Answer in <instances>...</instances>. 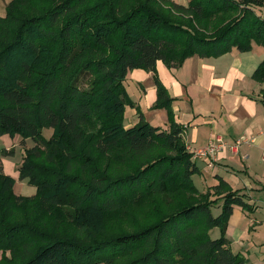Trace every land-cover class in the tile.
<instances>
[{
	"label": "trees",
	"instance_id": "trees-1",
	"mask_svg": "<svg viewBox=\"0 0 264 264\" xmlns=\"http://www.w3.org/2000/svg\"><path fill=\"white\" fill-rule=\"evenodd\" d=\"M253 43L264 48V0H9L0 135L34 142L18 179L35 194L17 195L0 159V264H246L226 228L235 205L253 206L221 176L195 185L200 169L156 62L177 68ZM135 68L152 73V108L165 109L167 128L129 96L124 80ZM251 78L264 106V57ZM126 106L139 118L129 127Z\"/></svg>",
	"mask_w": 264,
	"mask_h": 264
},
{
	"label": "crops",
	"instance_id": "crops-1",
	"mask_svg": "<svg viewBox=\"0 0 264 264\" xmlns=\"http://www.w3.org/2000/svg\"><path fill=\"white\" fill-rule=\"evenodd\" d=\"M258 56L252 45L249 52L232 49L217 57L195 54L177 68H168L161 60L156 62V73L174 98V119L185 126L183 139L186 145L198 149L216 143L218 139L222 143L212 164L208 158L193 157L200 174L204 169L198 160L204 163L210 173L208 176L212 177L209 186L217 183L216 176H221L233 189L244 193L253 206V210L247 212L235 205L226 228L232 250L240 252L246 264L250 262L251 243L255 246L254 239L264 237V106L259 101L262 85L251 78L260 62ZM125 81L136 85L138 91L133 87L135 99L127 92L144 118L153 125L167 128L165 109L152 108L156 99L152 73L135 68L127 72L124 85ZM138 120L136 108L126 106L124 126H132ZM242 138L245 141L237 147L236 141ZM4 161L3 171L16 181L18 173L14 170L18 165ZM242 162L246 165L243 168Z\"/></svg>",
	"mask_w": 264,
	"mask_h": 264
},
{
	"label": "rangeland",
	"instance_id": "rangeland-1",
	"mask_svg": "<svg viewBox=\"0 0 264 264\" xmlns=\"http://www.w3.org/2000/svg\"><path fill=\"white\" fill-rule=\"evenodd\" d=\"M176 2L179 3H183L186 4L187 0H175ZM9 2V0H0V16H3L5 13V6L6 4ZM253 52L254 54H256L257 56L259 55V53L261 54V56L259 58V60H262V58L264 57V48L262 45H258L256 43H253ZM125 87L127 88V91L129 92L130 96L133 97L134 99L136 98V93L134 92V88H136V85L134 83H132L131 81H125ZM134 87V88H133ZM136 90L138 91V89L136 88ZM127 110L129 111V107L127 108ZM97 128V123L95 121H93L88 127V130H95ZM52 134V130L51 128H43L42 129V135L45 138H49ZM34 144V142L31 139H27L22 141L21 138L18 135H14V136H10L8 134H2L0 135V159L1 162L4 161L6 159V162L11 161V163H15L16 165H19L22 161V157L24 155V150L26 148H30L32 147ZM246 145V143L244 144ZM244 145H242L243 147H245ZM242 146L240 147V149H243ZM237 147H239L237 145ZM7 150H13V152L9 155H1V152L3 151V149ZM192 148V147H190ZM197 163L199 164V166L201 165V167L204 169V172L202 173V175L200 173H196L193 175V181L195 183V185L200 189V190H205L207 188V186H209L211 184V176H208V171L205 168V165L203 162L201 161H197ZM242 164V167H245L246 165L244 164V162L240 163ZM4 170H5V161H4ZM221 171L223 172V170L221 169ZM14 172L18 173V167L15 168ZM210 174V173H209ZM250 180H252V177L247 176ZM16 183L13 186V190L17 195H24V196H32L35 194V187L32 185H29L25 180H19L17 177V180L15 181ZM220 204V203H219ZM219 204L213 207V212H215L214 214L218 213V208H219ZM219 235V230L217 228H214L211 230V236L212 237H218ZM264 238V237H263ZM263 238H256L254 239L255 242L257 244H255L252 242L251 244H253V247L251 246V255H249L250 257H248V264H250L251 262H256L255 264H264V241ZM250 244V243H249ZM235 249V247H234ZM248 255V254H247ZM1 256V255H0ZM1 258V257H0Z\"/></svg>",
	"mask_w": 264,
	"mask_h": 264
},
{
	"label": "built area",
	"instance_id": "built-area-1",
	"mask_svg": "<svg viewBox=\"0 0 264 264\" xmlns=\"http://www.w3.org/2000/svg\"><path fill=\"white\" fill-rule=\"evenodd\" d=\"M245 139H239L236 141V144L239 145L241 142H244ZM188 149L193 153V157H203V158H208L209 163L212 164L213 161L215 160L216 153L219 149L222 147V143L220 139L217 140L216 143L211 142L207 146L203 148H190L187 146Z\"/></svg>",
	"mask_w": 264,
	"mask_h": 264
}]
</instances>
